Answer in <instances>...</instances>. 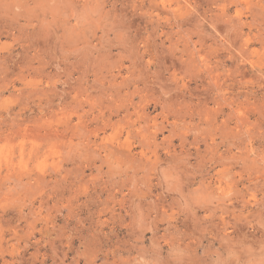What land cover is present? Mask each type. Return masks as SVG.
Here are the masks:
<instances>
[{"label": "rangeland", "instance_id": "rangeland-1", "mask_svg": "<svg viewBox=\"0 0 264 264\" xmlns=\"http://www.w3.org/2000/svg\"><path fill=\"white\" fill-rule=\"evenodd\" d=\"M160 242L264 260V0H0V264Z\"/></svg>", "mask_w": 264, "mask_h": 264}, {"label": "clouds", "instance_id": "clouds-1", "mask_svg": "<svg viewBox=\"0 0 264 264\" xmlns=\"http://www.w3.org/2000/svg\"><path fill=\"white\" fill-rule=\"evenodd\" d=\"M187 7L189 9H192L191 4H188ZM192 10L195 11V9ZM154 248H155V254L159 257L158 259H153V260L132 259L128 262V264H189V261L185 259V257L188 256V254L191 252V249H182L179 251H173V249L170 246H165L163 242L156 244ZM134 251L136 250L133 249V252ZM198 264H207V261L200 260ZM259 264H264V260H261Z\"/></svg>", "mask_w": 264, "mask_h": 264}, {"label": "bare ground", "instance_id": "bare-ground-1", "mask_svg": "<svg viewBox=\"0 0 264 264\" xmlns=\"http://www.w3.org/2000/svg\"><path fill=\"white\" fill-rule=\"evenodd\" d=\"M29 18V17H28ZM123 154V153H122Z\"/></svg>", "mask_w": 264, "mask_h": 264}]
</instances>
